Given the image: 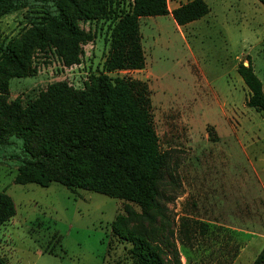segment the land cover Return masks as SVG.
<instances>
[{"label":"rangeland","instance_id":"obj_1","mask_svg":"<svg viewBox=\"0 0 264 264\" xmlns=\"http://www.w3.org/2000/svg\"><path fill=\"white\" fill-rule=\"evenodd\" d=\"M190 1L167 0V7ZM203 1L209 13L184 26L171 14L141 18L144 68L108 73L147 84L165 155L161 213L152 223L134 217L130 227L150 231L165 264H253L264 246V112L246 106L249 91L236 69L250 66L264 89V7L256 0ZM130 3L110 0L97 17L78 21L91 40L79 44L77 63L67 64L52 46L33 51L31 75L1 77L8 102L25 105L55 83L86 91L109 52L110 18ZM32 40L26 9L0 16V43ZM20 150L15 139L0 147V193L15 207L0 228V264H132L131 246L112 235V223L140 209L55 183L18 185Z\"/></svg>","mask_w":264,"mask_h":264},{"label":"trees","instance_id":"obj_2","mask_svg":"<svg viewBox=\"0 0 264 264\" xmlns=\"http://www.w3.org/2000/svg\"><path fill=\"white\" fill-rule=\"evenodd\" d=\"M264 7V0H256ZM110 0H0V16L26 9L33 40L18 47L0 43V147L20 142L22 156L15 183L48 187L59 184L135 204L137 215H116L112 235L130 244L132 264H165L150 231L136 230L137 217L150 223L161 213L159 185L165 169L153 125L150 90L145 82L108 73L142 70L145 58L139 20L171 14L184 26L209 13L203 0H192L169 12L167 0H131L127 12L113 14L109 52L102 72L86 91L55 83L26 103L8 102L7 83L1 77H27L36 49L55 47L67 64L78 62L79 44L91 34L78 27L104 12ZM101 15V14H100ZM249 91L246 106L264 112V89L250 66L236 69ZM15 216L12 200L0 193V228ZM126 248V247H125ZM180 264V263H178ZM253 264H264V246Z\"/></svg>","mask_w":264,"mask_h":264}]
</instances>
